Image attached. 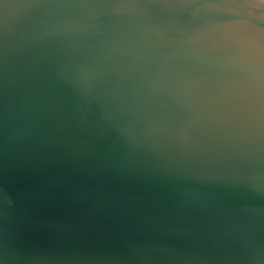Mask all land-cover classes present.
Listing matches in <instances>:
<instances>
[{
	"label": "water",
	"instance_id": "obj_1",
	"mask_svg": "<svg viewBox=\"0 0 264 264\" xmlns=\"http://www.w3.org/2000/svg\"><path fill=\"white\" fill-rule=\"evenodd\" d=\"M0 264H264V0H0Z\"/></svg>",
	"mask_w": 264,
	"mask_h": 264
}]
</instances>
